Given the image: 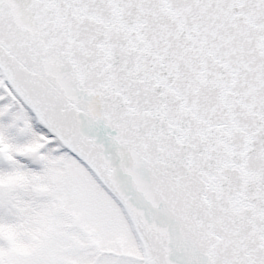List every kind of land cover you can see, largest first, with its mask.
I'll list each match as a JSON object with an SVG mask.
<instances>
[{
    "label": "snow or ice",
    "instance_id": "1",
    "mask_svg": "<svg viewBox=\"0 0 264 264\" xmlns=\"http://www.w3.org/2000/svg\"><path fill=\"white\" fill-rule=\"evenodd\" d=\"M0 264H264V0H0Z\"/></svg>",
    "mask_w": 264,
    "mask_h": 264
}]
</instances>
